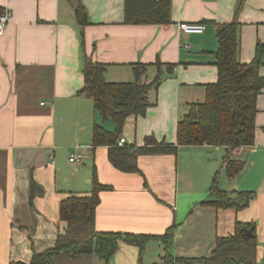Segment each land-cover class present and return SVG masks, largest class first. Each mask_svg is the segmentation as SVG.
Instances as JSON below:
<instances>
[{
    "label": "crops",
    "instance_id": "crops-1",
    "mask_svg": "<svg viewBox=\"0 0 264 264\" xmlns=\"http://www.w3.org/2000/svg\"><path fill=\"white\" fill-rule=\"evenodd\" d=\"M82 4L88 23L77 21ZM12 15L0 34V262L29 255L32 242L52 246L65 228L60 202L70 192L92 190L94 167L102 183L96 210L100 232L164 234L173 226L171 253L200 257L212 252L218 236L235 233L238 223L254 224L258 262L264 257V89L258 97L256 140L251 146H179L177 153H143L139 171L116 168L106 146L94 147L93 125L113 130L112 119L95 111L83 91L84 68L106 64L108 81L134 79L136 62L174 64L149 91L145 115H130L121 138L141 147L147 137L176 144L177 125L190 102L205 98L218 68L216 30L235 21L240 28V59L251 61L264 43V0H170V22H126L125 0H0ZM201 22L202 33L183 34L179 22ZM189 43L185 48L182 44ZM264 62V55H263ZM156 68L148 76L153 78ZM264 75V64L260 67ZM75 153L76 162L70 161ZM244 161L234 178L228 159ZM219 189L254 191L242 208H217L202 201ZM35 190L33 208L29 197ZM254 227V226H253ZM163 243L120 240L109 258L60 253L55 264H164ZM22 251V252H21Z\"/></svg>",
    "mask_w": 264,
    "mask_h": 264
},
{
    "label": "trees",
    "instance_id": "trees-1",
    "mask_svg": "<svg viewBox=\"0 0 264 264\" xmlns=\"http://www.w3.org/2000/svg\"><path fill=\"white\" fill-rule=\"evenodd\" d=\"M126 22L167 23L170 22V0H125ZM77 21L87 24L88 14L82 4L76 9ZM216 35L218 50L215 64L218 78L205 85V98L190 102L177 125V143H158L150 136L146 144L137 147L120 145L124 125L130 115H145L150 106L149 91L157 87L166 74H171L174 64L156 61L133 64L134 79L131 81H108L105 78L106 64L90 62L84 68L83 91L93 97L95 111L103 120L112 119L114 129L103 123L93 125L94 147L106 146L109 161L118 169L138 172V158L143 153H177L179 146L210 144L234 149L251 146L256 140V116L258 97L264 89V75L260 67L264 64V43H258L254 58L249 62L240 59L241 39L239 24L235 21L220 23ZM151 67L156 68L153 78L148 76ZM226 172L229 178L236 177L244 169V161L227 158ZM214 179L212 190L216 196L202 203L217 208L246 207L254 191L221 190ZM111 185L100 181L94 167L92 190L89 193L70 192L60 202V217L65 228L58 229L52 246L39 250L32 242L29 255L20 253L7 264H55L54 257L60 253L73 256L96 254L101 259L109 258L118 250L120 240L139 244L144 248L150 240L163 243L161 260L164 264H259L258 237L254 224L238 223L230 236H218L212 252L200 257L174 256L171 245L173 226L164 234H139L122 232H100L96 229V210L101 202V192ZM35 190L29 197L33 208ZM254 226V227H253ZM243 227H253L252 234H245ZM22 252V251H21ZM264 262V257H263ZM0 264H3L0 262Z\"/></svg>",
    "mask_w": 264,
    "mask_h": 264
},
{
    "label": "built area",
    "instance_id": "built-area-1",
    "mask_svg": "<svg viewBox=\"0 0 264 264\" xmlns=\"http://www.w3.org/2000/svg\"><path fill=\"white\" fill-rule=\"evenodd\" d=\"M11 11L8 9H4L2 12H0V34H3L6 30V27L8 25V22L11 18ZM179 30L183 34H191V33H202L205 30V24L201 22H186L182 21L178 24ZM185 48H189L190 44H182ZM120 145L128 144L126 143L125 138H121L119 141ZM79 159V155L73 153L70 157V161L76 162Z\"/></svg>",
    "mask_w": 264,
    "mask_h": 264
},
{
    "label": "water",
    "instance_id": "water-1",
    "mask_svg": "<svg viewBox=\"0 0 264 264\" xmlns=\"http://www.w3.org/2000/svg\"><path fill=\"white\" fill-rule=\"evenodd\" d=\"M243 232L245 233V234H252V232H253V227H251V228H248V227H243Z\"/></svg>",
    "mask_w": 264,
    "mask_h": 264
},
{
    "label": "rangeland",
    "instance_id": "rangeland-1",
    "mask_svg": "<svg viewBox=\"0 0 264 264\" xmlns=\"http://www.w3.org/2000/svg\"><path fill=\"white\" fill-rule=\"evenodd\" d=\"M185 112V111H184ZM259 264H262L261 262H259Z\"/></svg>",
    "mask_w": 264,
    "mask_h": 264
}]
</instances>
